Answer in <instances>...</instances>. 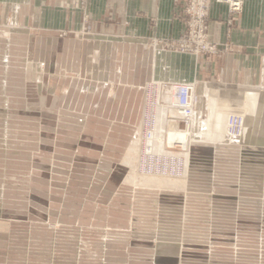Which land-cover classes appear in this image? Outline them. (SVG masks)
Instances as JSON below:
<instances>
[{
	"label": "rangeland",
	"instance_id": "obj_1",
	"mask_svg": "<svg viewBox=\"0 0 264 264\" xmlns=\"http://www.w3.org/2000/svg\"><path fill=\"white\" fill-rule=\"evenodd\" d=\"M18 59L13 63L24 83L9 85L17 91L0 100V108L12 112L0 115V123L18 129L13 150L0 147V177H7L9 186L4 197L0 191V264H145L135 256L145 257L155 245L156 222L169 221L173 207L162 208L143 191L149 187L127 181L132 173L144 175L142 163L151 150L144 128L151 81L113 83L125 70L117 62L87 69L82 78L70 71L61 81L58 72L48 77L40 63ZM110 89L115 99L108 98ZM217 121L213 131L226 144L244 140L230 138ZM137 140V160L127 164ZM190 151L191 146L179 175L187 178V186ZM215 165L213 158L194 165L200 184L206 186V174L218 169ZM156 190L187 192L181 186ZM262 213L245 222L259 223L257 228H239V220L226 219L218 210L208 219L188 213L192 218L185 222L201 236L200 243L191 244L195 257L189 264H264ZM148 257L143 260L154 264Z\"/></svg>",
	"mask_w": 264,
	"mask_h": 264
},
{
	"label": "crops",
	"instance_id": "obj_2",
	"mask_svg": "<svg viewBox=\"0 0 264 264\" xmlns=\"http://www.w3.org/2000/svg\"><path fill=\"white\" fill-rule=\"evenodd\" d=\"M229 18L227 5L212 4L209 37L219 52L208 58L164 46L166 41L180 39L186 30L176 0H0V100L17 91L9 85L24 83L13 63L19 57L40 63L48 77L58 72L61 81L70 71L82 78L87 69L104 63L113 67L117 62L116 67L125 70L113 83H197L199 103L192 122L187 192L143 190L162 208L173 205L169 221L156 219L155 245H149L145 257L135 256L145 264H150L143 260H149V255L154 264L191 263L195 257L191 244L200 243L201 237L185 222L193 216L208 219L210 212L218 210L226 219L239 220V228H257L259 223H245L247 217L263 215L264 0H244L243 10L232 24H228ZM108 98H116L112 89ZM11 113L0 108V115ZM230 113L254 122L244 140L233 145L213 131L217 119L221 122ZM0 131V147L12 151L18 129L2 122ZM211 158L218 169L204 172L208 182L203 186L197 181L194 165ZM6 178L0 177L2 197L9 187Z\"/></svg>",
	"mask_w": 264,
	"mask_h": 264
},
{
	"label": "built area",
	"instance_id": "obj_3",
	"mask_svg": "<svg viewBox=\"0 0 264 264\" xmlns=\"http://www.w3.org/2000/svg\"><path fill=\"white\" fill-rule=\"evenodd\" d=\"M213 3L228 6L230 16L228 24H232L243 10L244 0H176V6L185 20L186 30L180 39L166 41L164 46L182 54L204 55L208 58L217 56L218 47L209 37L210 9ZM148 89L144 128L146 146L151 150L145 153L142 171L144 175L149 176L171 175L179 178L193 142L192 122L199 103L197 83L153 80L149 83ZM160 114H165L166 118L162 129L158 120ZM172 125L182 127V131L186 133L184 140L178 137L174 140L169 139ZM242 127L243 118L240 115L229 116L230 138L239 137Z\"/></svg>",
	"mask_w": 264,
	"mask_h": 264
},
{
	"label": "bare ground",
	"instance_id": "obj_4",
	"mask_svg": "<svg viewBox=\"0 0 264 264\" xmlns=\"http://www.w3.org/2000/svg\"><path fill=\"white\" fill-rule=\"evenodd\" d=\"M228 119H229V117H228V115H226V118L223 121H221L223 126L220 128L222 130V132H224L226 134H228ZM158 120L161 124L160 129H162L164 123L166 122L165 114H160ZM253 123H252V119H249V120L243 119L242 132H241V135L239 136V138H243L247 134H249L250 126ZM177 137L184 140L186 138V133H184V131H182V127H179V126L177 127V125H172L170 133H169V139L174 140V138H177ZM137 146H138V140H137V142H134L131 149H129L130 154L128 155L127 160H126L127 164H132L134 162V160L135 161L137 160V157H138L137 148L135 149V147H137ZM133 170H135V169H133ZM127 179H128L127 181L133 182L132 184H135V186L138 185V186L145 187V188L146 187H149V188L159 187L160 188V187H174V186H177L179 188H180V186L183 188H186V186H187V178L170 179L169 177H161V176L158 177V176H149V175H143V176L139 177L138 175L136 176L132 173V175L130 177H128Z\"/></svg>",
	"mask_w": 264,
	"mask_h": 264
}]
</instances>
